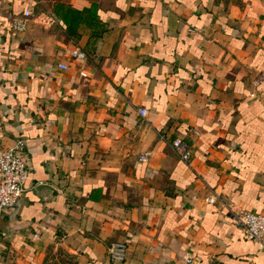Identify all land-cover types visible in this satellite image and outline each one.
<instances>
[{
  "label": "crops",
  "instance_id": "crops-1",
  "mask_svg": "<svg viewBox=\"0 0 264 264\" xmlns=\"http://www.w3.org/2000/svg\"><path fill=\"white\" fill-rule=\"evenodd\" d=\"M15 137L28 175L0 208V264H264L227 207L264 211V0H0V142Z\"/></svg>",
  "mask_w": 264,
  "mask_h": 264
},
{
  "label": "built area",
  "instance_id": "built-area-1",
  "mask_svg": "<svg viewBox=\"0 0 264 264\" xmlns=\"http://www.w3.org/2000/svg\"><path fill=\"white\" fill-rule=\"evenodd\" d=\"M30 15L31 10L27 6L23 7L20 12L11 15L7 20V29L11 32L22 31ZM68 54L77 60L86 58V53L76 45L68 50ZM57 66L60 69L66 68L64 62H58ZM137 112L140 116H145L147 110L138 107ZM169 144L177 157L188 164L191 155L189 143L180 137H173L169 140ZM146 156L147 152L144 151L139 153L137 158L144 160ZM27 175L24 140L15 137L9 143L0 142V208L11 207L19 200ZM207 199L212 200L210 196ZM227 207L232 222L241 230L244 237L253 241L258 248L264 249V211ZM125 247L124 242L115 241L107 246V253L109 257L120 260L124 255ZM185 260L189 262L190 258L185 256Z\"/></svg>",
  "mask_w": 264,
  "mask_h": 264
},
{
  "label": "trees",
  "instance_id": "trees-1",
  "mask_svg": "<svg viewBox=\"0 0 264 264\" xmlns=\"http://www.w3.org/2000/svg\"><path fill=\"white\" fill-rule=\"evenodd\" d=\"M80 18L79 10L68 7L63 14H59V23L67 27L68 23L71 24Z\"/></svg>",
  "mask_w": 264,
  "mask_h": 264
},
{
  "label": "water",
  "instance_id": "water-1",
  "mask_svg": "<svg viewBox=\"0 0 264 264\" xmlns=\"http://www.w3.org/2000/svg\"><path fill=\"white\" fill-rule=\"evenodd\" d=\"M48 189L50 190L51 194H55L56 190L52 187L51 184L45 181L37 182L33 185L32 190L37 193L39 196H43L41 190ZM210 264H216L213 260H210Z\"/></svg>",
  "mask_w": 264,
  "mask_h": 264
}]
</instances>
